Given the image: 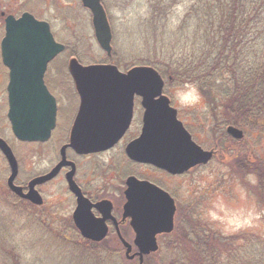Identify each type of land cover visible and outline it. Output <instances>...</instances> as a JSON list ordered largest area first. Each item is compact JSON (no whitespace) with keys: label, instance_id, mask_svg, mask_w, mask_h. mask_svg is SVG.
Here are the masks:
<instances>
[{"label":"rangeland","instance_id":"rangeland-1","mask_svg":"<svg viewBox=\"0 0 264 264\" xmlns=\"http://www.w3.org/2000/svg\"><path fill=\"white\" fill-rule=\"evenodd\" d=\"M27 1L30 2L27 3V8L38 16L49 20L58 39L68 46L66 53L64 52L52 62L50 67L57 65L65 67L64 63L68 60L69 54H74L82 64L112 62L120 70H125L131 65H147L148 61L154 60L153 58L157 56L154 51L158 53L160 50V43L157 42L159 45H155V39L166 45V35L171 31L174 32L182 14L193 0H175L177 5L171 9L165 21L158 19L156 29L152 25L153 22L146 20L151 11L149 3L153 0H102L107 7L106 12L110 16L114 58H108L95 40L91 13L82 6L81 0ZM24 2V0H17L16 5H23ZM152 30L156 32V38H154ZM185 37L188 40V30ZM147 41L149 44L146 45ZM61 57L63 61L60 59ZM164 79L167 81L166 76ZM170 84L173 88L168 92L180 110L179 119L186 128L187 121L190 122L192 119L198 124V117H201L198 113L206 111L200 97L201 92L193 85H177L174 81H170ZM2 90L0 86V136L9 143L18 159L19 172L15 182L21 184L31 176L50 167L54 155L50 150L47 152L45 149L34 148L30 151L27 143L18 141L14 137L4 120L6 108ZM213 100L214 98H212ZM202 105L203 107H200ZM209 106L213 108L215 104ZM195 129L198 131L199 139L192 138L204 148H216L217 152L206 165L192 167L180 177L172 178L171 183H167L168 179L160 174V180L167 187L161 185L164 188L169 186L177 206L174 230L176 228L188 230L190 228L188 220L195 224L192 218V212H194L195 219L208 224L207 227L211 231L217 232L216 234L221 237L231 238L244 232H258L264 235V203H261L254 193L256 178L252 174L241 175L239 165L236 164L237 159L242 157L249 160L260 158V164L264 166V138L256 143L254 135H244L239 140L232 138L233 140L226 143L221 139L224 131L223 126L216 130L207 123H203V129L196 125ZM188 130L190 131L189 127ZM51 145L43 146V148L50 149ZM36 151H39L40 155ZM107 156H102L99 161ZM226 159H228V163H226ZM84 163L87 165V162L84 161ZM9 172L8 164L0 153V217L8 219L9 224L16 223L14 227L17 229L16 238L20 247L27 251L26 259L29 262L38 261L39 264H87L88 261L86 263L80 261L76 254L71 252V248H65L63 245V242L80 240L71 219L75 206L74 199L68 191L65 181L57 178L47 185L38 186L44 198L42 206H35L23 200L22 206L18 205L21 207L17 208L18 206L15 207L12 204L14 198L6 183ZM244 172L246 173V171ZM261 172L264 173V167L261 168ZM135 175L138 174L135 173ZM262 179L264 180V176ZM106 180L111 189L113 186L109 183V179ZM117 216L120 218V210L117 211ZM37 220L40 226L50 225L53 228V233L58 234L61 238L66 236L71 240L58 243L51 236L53 234L47 233L43 227L35 225ZM125 227L127 228L128 225L126 224ZM128 237V240L131 241L132 231H128ZM168 238V235H158V250L144 256L143 264H169V261L177 253L175 247L178 245H174L172 242L170 244L169 241L167 243L165 240H170L171 237ZM83 243L88 244L85 247L87 251L90 248L95 250L97 247L98 249L95 251L98 254L99 251L106 252L107 248V253H115L111 257L106 255L102 264H139L137 257L126 258L124 246L109 243V241L99 245H93L86 241ZM135 251H137V247L132 245L130 253ZM26 259L22 258L24 264H28ZM32 264L34 263L32 262Z\"/></svg>","mask_w":264,"mask_h":264},{"label":"water","instance_id":"water-1","mask_svg":"<svg viewBox=\"0 0 264 264\" xmlns=\"http://www.w3.org/2000/svg\"><path fill=\"white\" fill-rule=\"evenodd\" d=\"M81 4L91 13L98 45L110 57L112 33L102 1L81 0ZM29 19V23L40 25V31L35 27L32 31L20 28L17 26L22 21L20 19L9 28L2 43L3 61L10 69L7 117L11 131L18 140L45 141L54 126L55 105L41 78L46 64L64 49V45L55 41L47 22L37 21L34 17ZM68 70L81 96L79 113L68 144L78 153L103 151L118 141L128 126L134 93L143 96L144 115L141 133L126 147L130 159L172 174H181L198 164H206L215 153L213 149L206 150L197 144L177 118L176 109L162 94L163 78L154 67L135 65L123 72L112 63L83 65L73 56L68 61ZM28 71H38L36 82L27 80ZM127 99L129 104L125 111L123 103ZM117 116L118 120L113 122ZM226 132L234 139L244 136L242 129L232 125L226 127ZM0 152L10 170L7 187L35 205L43 203L35 186L53 178L67 163L60 161L45 175L30 180L28 190L24 192L23 187L14 182L18 173L17 159L2 137ZM68 163L72 166L66 174L68 188L77 195L78 201L72 214L73 222L83 237L99 241L107 232L104 217L110 209V202L104 200L96 203L107 204L105 215L95 218L89 210L91 205L86 204L73 180L74 163ZM126 183L123 218H129L134 232L133 245L137 251L130 253L132 244L123 240L125 256L128 259L137 256L139 264H143L144 256L158 249L157 235L173 231L176 206L168 192L149 181L129 176Z\"/></svg>","mask_w":264,"mask_h":264},{"label":"trees","instance_id":"trees-1","mask_svg":"<svg viewBox=\"0 0 264 264\" xmlns=\"http://www.w3.org/2000/svg\"><path fill=\"white\" fill-rule=\"evenodd\" d=\"M175 5V0L150 1L151 11L146 20L153 22L156 29L158 19L165 21ZM108 17L110 21L109 13ZM178 22L171 35V32L166 33V45L155 39V45L160 43L159 54L152 51L158 58L155 56L147 65L166 76L168 84L174 81L177 85H193L208 99L219 96L218 106L214 109L218 112L211 116L208 125L216 130L224 127L221 136L224 142L233 140L225 128L234 125L243 129L245 136L254 135L255 142L259 143L264 138V0H193ZM187 30L188 40L185 37ZM152 33L156 38V32L152 30ZM250 160L242 157L236 164L241 175L252 174L256 178L254 193L264 203V173L261 172L264 166L260 164V158ZM225 161L228 163V159ZM10 194L14 198L13 206L24 203L23 199ZM192 214L195 224L188 220V230L176 228L168 234L171 239L165 240L178 245L174 246L177 253L169 264H264L262 233L244 232L231 238L221 237L211 231L208 224L195 219L194 212ZM35 225L53 234L50 235L58 243L71 240L53 233L50 225L40 226L38 220ZM15 226V222L9 224L8 219L0 217V264H24L22 258L26 259L27 251L19 245ZM83 241L78 239L63 242V245L71 248L80 261H88L87 264H102L106 255H115L107 253L108 248L99 254L95 251L97 247L87 251L88 244ZM32 262L28 261V264Z\"/></svg>","mask_w":264,"mask_h":264},{"label":"flooded vegetation","instance_id":"flooded-vegetation-1","mask_svg":"<svg viewBox=\"0 0 264 264\" xmlns=\"http://www.w3.org/2000/svg\"><path fill=\"white\" fill-rule=\"evenodd\" d=\"M16 1L17 0H0V86L3 89L2 91L4 94V101L6 108L4 120L7 126L10 128V130H11L10 122L7 117V111H8L7 84L10 79V69L8 66L4 64L3 55H2L3 52L2 43L8 33L9 28L16 25V22L22 19V21H20L17 26H19L20 28H25L28 31H32L33 28L35 27L37 31H40L41 27L39 24L38 26L29 23V21L31 20L29 19V17L30 18L34 17L37 21L47 22L50 26V30L55 40L57 42L64 44V50L58 53L51 61H49L46 64V68L41 78L44 86L46 87V89L54 99V105H55L54 126L50 131L49 137L45 141L25 142L28 144L29 146L28 149L30 151L33 150L34 148H37L39 150L45 149L47 152L50 150L54 155L53 163L45 171L39 172L34 176H31L25 183H21L19 185H21L23 187V191L26 192L28 190V183L30 180H32L35 177L45 175L53 167H55L60 161H64V162L66 161L67 163L64 164L59 169L58 173L53 178L41 184L36 185L35 188L43 198V195L41 194V190L38 188V186L47 185L48 183L55 181L57 178L63 179L65 181L68 191L73 196L75 203L73 209L74 212V210L78 205L77 195L69 190L68 182L66 180V174L72 167L68 162L74 163L73 180L75 181L81 193V196L86 200V204L91 205L89 210L92 213V215L95 218H101L103 215H105L107 203H101L98 205H96V203L104 200L110 202L109 205L110 209L107 215L104 217V224L106 225L107 232L106 235L99 241H95L83 237L80 230L74 224L71 215L72 223L79 238L90 244L91 243L104 244L106 241H109V243H115L117 245L124 246L123 240H125L129 244L133 245L134 232L130 227L129 218L128 217L123 218L122 216L123 207L126 202L125 190L127 188V183H126L127 178L129 176H134L139 180L149 181L157 185L158 187L162 188L173 197V195L170 192L169 186L168 188H164L161 185L163 184L164 186L167 187V185H165L160 180L159 178L160 174L164 175L168 179L169 182L167 183H171L172 178L174 179L176 177H180L181 175L188 172V170H186L181 174H172L165 169L157 168L151 164L141 163L132 160L127 156L126 154L127 145L132 140L136 139L139 136L143 127V115H144L143 96L137 93H134L132 95L131 115L128 122V126L124 130L123 135L118 139V141L112 147L103 151L92 152V153H78L72 147H70L68 145L70 134L76 122V118L79 113L80 104H81V96L78 93L74 80L68 70V60L70 57L75 55L69 54L68 60L66 61V63H64L65 67H59V65L55 67H50L52 62H54L57 58H59L64 52L66 53V51L68 50V46L64 42L58 39V37L55 34V31L52 29V24L50 23L49 20L44 19L42 16H38V14L31 12L27 8V3H30L29 1L24 0L25 4L20 6L16 5ZM93 34H94V30H93ZM60 59L63 61L62 57ZM128 68L122 71H126ZM28 74H29V78H27V80H29V82L32 83L36 82L35 75L38 74V71H34V73L28 71ZM171 86H172L171 84L169 85L164 81L162 92L169 99L170 105L177 110V116H178L180 114V110L178 109V106L176 105L174 99L170 96V92H168L170 91V89L173 88ZM200 97L202 98V103L204 102L203 104L206 107V111L198 113V115L201 116L198 117V122H199L198 124H196L192 119L190 122L187 121V128L185 127L187 130L188 127L190 128V131L189 130L188 131L191 132L190 133L191 136L194 135L192 137H196L197 140L199 139V135H198V131L195 129V125L196 127L201 129H203V123H207L208 125L209 119L210 121L212 120L211 116H215L216 114L217 110L215 111L214 108L218 106L217 103H219V99H220L219 96H213V97L211 96L208 99V97H206L201 93H200ZM212 98H214L213 101ZM208 100L209 101L211 100L210 101L211 103ZM123 104L122 105L124 107V110L126 111L128 109L129 100L127 99ZM211 104H215V107L213 106V109L209 106ZM200 107H203V105ZM204 117H206V119H204ZM115 119L118 120V116L113 118V122L115 121ZM94 120L95 117L91 118L93 124H94ZM92 127L94 128L95 124ZM228 136L230 137V135ZM49 145H51L50 149L43 148V146L47 147ZM204 149L214 150L215 153H213L212 158L210 159L212 160L217 152V149L214 147L208 149L204 148ZM36 152L37 154L40 155L39 151ZM106 155H108L106 158L102 159V161H99V158ZM84 161L87 162V165H85ZM134 172L137 173L138 175L136 176ZM106 179H109V183L113 186L111 187V189ZM106 193H110V194H106ZM43 204H44V198H43ZM35 206H39V205H35ZM119 210L121 212L120 218L117 216V211ZM126 224L128 225L127 228L125 227ZM128 231L129 232L132 231L131 241L128 240L129 239Z\"/></svg>","mask_w":264,"mask_h":264}]
</instances>
